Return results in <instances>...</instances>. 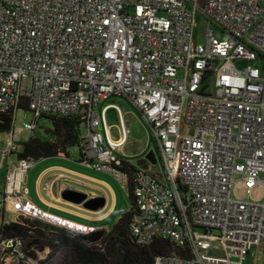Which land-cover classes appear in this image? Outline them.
I'll use <instances>...</instances> for the list:
<instances>
[{
    "label": "built area",
    "instance_id": "2783aa9c",
    "mask_svg": "<svg viewBox=\"0 0 264 264\" xmlns=\"http://www.w3.org/2000/svg\"><path fill=\"white\" fill-rule=\"evenodd\" d=\"M198 12V0H0V114L12 113L14 121L26 105L35 116L24 125L29 130L44 114L80 115L83 157L128 191L132 182L135 241L173 246L154 264H244L264 244V200L233 196L238 182L248 191L264 185V0H203L205 18L224 37L207 28L201 43L194 42ZM111 96L126 97L152 128L164 179L124 169L133 165L115 151L130 129L117 107L123 139L113 140L106 108L96 109ZM19 149L9 132L1 154ZM32 163L19 157L6 175L0 264L47 257L31 256L21 238H6L4 225L20 216L86 235L97 231L30 200ZM216 243L221 250L212 252Z\"/></svg>",
    "mask_w": 264,
    "mask_h": 264
},
{
    "label": "crops",
    "instance_id": "0c3cea01",
    "mask_svg": "<svg viewBox=\"0 0 264 264\" xmlns=\"http://www.w3.org/2000/svg\"><path fill=\"white\" fill-rule=\"evenodd\" d=\"M117 97L122 98L123 96ZM108 99H110V97L102 102ZM99 104L96 106V109L99 113H102L106 108V118L109 110L113 109L117 112L119 118V132L117 134L111 132L112 126L109 124L108 118L107 132L113 140L123 139L121 116L118 108L121 111L123 123L128 126L125 113L122 112L120 106L115 103H108L101 108H99ZM139 115L142 116L140 113ZM142 122V124L147 127L148 124L146 121L143 120ZM148 126L150 128L149 130L147 129V133L150 137L149 139H151L152 136L155 138L161 152L158 140L150 125ZM128 128L130 129L129 126ZM101 130L106 135L104 126H102ZM131 133L132 131L130 129V133L127 134L125 142L118 147L115 152L134 167L142 168L157 177L161 174L162 178H159L164 179L166 176L164 173L165 170H158L154 167L155 164L158 163V158L155 151L150 150V143L143 144L138 154L129 155L126 152ZM7 141L8 134H0V196L6 185L8 170L14 166L19 159L17 153L7 154L6 156L1 154V152L7 148ZM151 151L155 153L156 162L147 159V155ZM137 157L140 159L135 160ZM32 161L33 163L26 176L29 198L47 212L70 220L71 222H77L86 226H95L97 231L105 230V233H107L122 215L128 211V209H125V204L120 202V197L111 180H116L117 183H119L120 188L130 200L128 189L111 173L100 171L92 167L91 160L83 157L79 146H77L76 150L70 147L68 153L59 152L55 156L44 157ZM67 191L82 194L85 198L83 200L74 196L67 198L64 196ZM45 253H49L48 248L45 250Z\"/></svg>",
    "mask_w": 264,
    "mask_h": 264
},
{
    "label": "trees",
    "instance_id": "16d2710c",
    "mask_svg": "<svg viewBox=\"0 0 264 264\" xmlns=\"http://www.w3.org/2000/svg\"><path fill=\"white\" fill-rule=\"evenodd\" d=\"M20 108L29 110L26 105ZM135 108L141 114L136 106ZM43 116L49 118L52 123V127L46 131L48 137L33 135L19 144V157L36 160L55 156L59 152L68 153L70 147L80 145L82 126H85L80 115ZM13 122L12 113H1L0 132H11ZM124 169L132 172L135 167L125 165ZM175 179L181 189V180L177 177ZM132 189L130 182L131 204L134 203ZM132 212L131 209L125 212L97 242H91L87 240L86 234L74 232L69 228L23 216L5 224L3 232L6 238H21L24 249L33 257L48 248L47 257L39 264H48L56 255L62 257L60 264H154L156 255L170 252L173 246L170 241L163 239H157L149 245L138 244L130 230Z\"/></svg>",
    "mask_w": 264,
    "mask_h": 264
},
{
    "label": "rangeland",
    "instance_id": "374dc122",
    "mask_svg": "<svg viewBox=\"0 0 264 264\" xmlns=\"http://www.w3.org/2000/svg\"><path fill=\"white\" fill-rule=\"evenodd\" d=\"M203 0H198V9L199 12L196 16L195 25H194V42L201 43L205 41V33L207 28H209L212 32H214V36L217 39H223L224 32L221 28L216 25L215 23L210 22L205 18L203 12ZM251 64V62L243 63L244 65ZM259 65V64H257ZM211 90V88H210ZM108 103H115L120 106L122 112L125 113V119L127 125L130 127L132 133L129 137L130 141L126 147V152L129 155L138 154L142 145L146 143H150V150H154L156 156L158 158V163L155 164L156 169H165L164 160L161 155V152L157 146L155 138L152 136L149 139V135L147 133V129L149 130V126L147 127L142 124L143 117L139 115L137 109L133 105L131 101H129L126 97H117L111 96L110 99L102 102L99 104V108L108 104ZM107 118L109 124L112 126L111 132L113 134H117L119 132V118L117 112L113 109L107 112ZM35 119L34 113L31 110L20 108L17 111L13 129L11 132L14 134V141L22 144L23 142L27 141L31 136L37 135L41 137H48L46 131L48 128L52 127L51 120L45 116L40 117L37 120V124L33 130L26 129L24 127L25 123H32ZM86 127L82 126V134L86 133ZM185 131V130H184ZM0 134H9V132H0ZM73 150L77 149V146H72ZM140 159L139 157L135 158V160ZM162 178L161 174L158 175ZM1 180V179H0ZM112 184H114V188L116 189L117 194L120 197V202L125 204V209L130 208L131 200L126 197L125 192L120 188L119 183L116 180H111ZM234 198L240 200H250L255 202H260L264 200V185L261 183L256 184L250 191H248L247 187L243 183H236L233 190ZM43 221V220H41ZM48 223L47 221H43ZM51 223V222H49ZM53 224V223H52ZM216 249L221 250V244L216 243L212 252L216 251ZM61 255H56L53 257L48 264H60ZM244 264H264V244L258 247L253 248L244 258Z\"/></svg>",
    "mask_w": 264,
    "mask_h": 264
},
{
    "label": "water",
    "instance_id": "95a60500",
    "mask_svg": "<svg viewBox=\"0 0 264 264\" xmlns=\"http://www.w3.org/2000/svg\"><path fill=\"white\" fill-rule=\"evenodd\" d=\"M147 159L152 161V162H156L155 153L153 151H151L147 155ZM64 196L67 197V198H70L71 196H74V197H77V198L79 197L80 200H83L85 198L84 195L77 194V193H74V192H71V191L65 192ZM104 234H105V230H99V231H96L94 233L88 234L86 238H87V240H89L91 242H97L103 237Z\"/></svg>",
    "mask_w": 264,
    "mask_h": 264
},
{
    "label": "clouds",
    "instance_id": "9594fccd",
    "mask_svg": "<svg viewBox=\"0 0 264 264\" xmlns=\"http://www.w3.org/2000/svg\"><path fill=\"white\" fill-rule=\"evenodd\" d=\"M91 234V233H90ZM88 235V234H87Z\"/></svg>",
    "mask_w": 264,
    "mask_h": 264
}]
</instances>
